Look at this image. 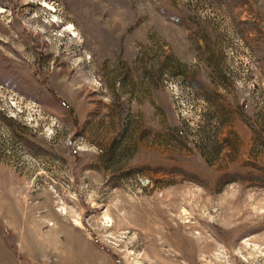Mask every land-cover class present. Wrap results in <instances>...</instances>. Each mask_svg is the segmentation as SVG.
<instances>
[{"label":"rangeland","instance_id":"374dc122","mask_svg":"<svg viewBox=\"0 0 264 264\" xmlns=\"http://www.w3.org/2000/svg\"><path fill=\"white\" fill-rule=\"evenodd\" d=\"M0 264H264V0H0Z\"/></svg>","mask_w":264,"mask_h":264},{"label":"bare ground","instance_id":"6f19581e","mask_svg":"<svg viewBox=\"0 0 264 264\" xmlns=\"http://www.w3.org/2000/svg\"><path fill=\"white\" fill-rule=\"evenodd\" d=\"M151 236H152V235H151ZM153 241H154V240H153ZM153 241H152V242H153Z\"/></svg>","mask_w":264,"mask_h":264}]
</instances>
